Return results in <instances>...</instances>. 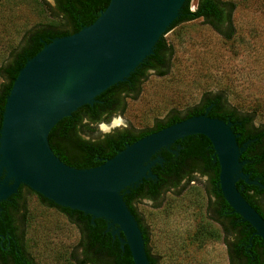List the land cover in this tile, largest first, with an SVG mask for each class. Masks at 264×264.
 <instances>
[{"label": "water", "instance_id": "water-1", "mask_svg": "<svg viewBox=\"0 0 264 264\" xmlns=\"http://www.w3.org/2000/svg\"><path fill=\"white\" fill-rule=\"evenodd\" d=\"M187 0H109L88 27L54 39L18 72L6 98L0 128V203L20 186L54 205L107 222L111 236H123L133 264H149L139 225L122 193L143 180H155L151 169L162 164L158 153L178 141L202 136L219 165V189L232 209L264 243V221L236 188L243 181L264 190L242 173L239 148L231 124L206 115L191 117L152 133L103 164L75 169L52 152L48 136L63 119L92 105L109 88L125 82L167 33ZM194 0H191V7ZM191 9V8H190Z\"/></svg>", "mask_w": 264, "mask_h": 264}, {"label": "trees", "instance_id": "trees-1", "mask_svg": "<svg viewBox=\"0 0 264 264\" xmlns=\"http://www.w3.org/2000/svg\"><path fill=\"white\" fill-rule=\"evenodd\" d=\"M52 1L53 15L59 23L38 26L27 31L22 37L21 46L13 50L8 61L0 67V128L6 98L25 63L50 41L73 35L90 26L109 4V0ZM194 7L195 10L191 12V0H187L179 18L167 33L180 24L202 20L222 39L230 40L234 33L232 15L235 7L232 3L222 0H196ZM164 36L156 44L153 54L139 65L125 82L109 88L96 97L91 106L79 108L51 130L48 142L52 152L69 167L91 169L113 158L124 150L126 145L191 117L206 115L208 118L230 123L232 132L237 136L239 148L249 142L240 156V162L244 164L242 173L249 175L250 180H257L264 187V124L255 126L253 114H244L232 107L228 101V91H208L199 103L188 109L184 115L177 110H171L163 119L156 120L151 129L123 130L110 134L105 139H94L87 133L91 127L97 126L98 122L108 123L116 115H122L125 100L138 97L140 86L150 72L158 77L168 75L173 51ZM158 156L162 159V164H156L151 169L156 179L143 180L137 187L129 189V193H122L123 201L139 225L149 264L157 262L150 254L148 235L135 204L143 199L157 203L164 195L183 190L196 180L197 174L208 179L204 189L208 200V213L211 197L220 205L217 216L222 219L221 234L228 247L229 264H264L263 241L254 235V230L247 223L233 213L220 192L219 165L213 158L214 152L209 141L202 136L188 137L176 142L170 151L162 150ZM236 188L264 221V190L248 186L241 180L237 182ZM30 193L36 195L46 208L55 209L64 215L77 229L78 242L69 255L72 264H133L127 246H124L123 250L120 248V239L123 240V236L120 234V237L113 238L111 230L107 231V222L102 219L92 220L81 212L60 208L24 186H20L16 195L0 203V264H36L24 245L27 216L25 197ZM226 219L231 220L229 229L225 226ZM17 222L20 227L16 226ZM202 237L201 233L196 236L198 241ZM231 248L234 249L233 253Z\"/></svg>", "mask_w": 264, "mask_h": 264}, {"label": "rangeland", "instance_id": "rangeland-1", "mask_svg": "<svg viewBox=\"0 0 264 264\" xmlns=\"http://www.w3.org/2000/svg\"><path fill=\"white\" fill-rule=\"evenodd\" d=\"M222 1L235 7L230 40L222 39L202 20L183 23L167 40L173 51L168 75L148 74L138 97L126 99L124 113L118 115L126 126L114 128L111 134L151 129L171 110L184 115L208 91L219 90L229 92L232 107L253 114L255 126L264 124V0ZM53 5L52 0L0 1V67L21 46L27 31L59 23ZM87 133L100 138L98 125ZM205 184L197 177L157 203L135 204L150 254L158 264H229L223 235L209 222ZM25 206L26 252L36 264H72L69 255L79 237L75 226L57 210L43 206L34 194L26 195ZM200 233L203 237L198 241Z\"/></svg>", "mask_w": 264, "mask_h": 264}, {"label": "flooded vegetation", "instance_id": "flooded-vegetation-1", "mask_svg": "<svg viewBox=\"0 0 264 264\" xmlns=\"http://www.w3.org/2000/svg\"><path fill=\"white\" fill-rule=\"evenodd\" d=\"M54 3V2H53ZM193 9L195 10V7H193ZM193 10V11H194ZM190 11H191V9H190ZM193 11H191V12H193ZM195 177L197 178H201L198 174L197 175H195ZM2 179H3V176L0 178V182H2ZM202 179H205V181L207 182L208 181V179H207V177H203ZM182 183H184V182H182ZM193 183V182H192ZM9 199V198H8ZM7 199V200H8ZM6 200V201H7ZM141 201H146V202H152V203H154L153 201H151V200H146V199H143V200H141ZM140 201V202H141ZM3 202H5V201H3ZM2 203V202H1ZM210 207V215L208 214V216H209V222H211V223H213V224H215L217 227H219V229L221 230V232H222V227H221V224H220V220L222 221V219H219L218 218V211H219V209H220V205L217 203V201L213 198V197H211V205L209 206ZM0 211H1V209H0ZM211 218V219H210ZM16 226L17 227H20V224H19V222H17L16 223ZM225 226H226V228L227 229H229L230 227H231V220H228V219H226L225 220ZM224 245H225V243H224ZM225 247H226V252H227V257H228V247L225 245ZM234 248V247H233ZM233 248H231V252L233 253V251H234V249ZM155 259V258H154ZM155 261L157 262V260L155 259ZM228 263H229V259H228ZM157 264H158V262H157Z\"/></svg>", "mask_w": 264, "mask_h": 264}, {"label": "clouds", "instance_id": "clouds-1", "mask_svg": "<svg viewBox=\"0 0 264 264\" xmlns=\"http://www.w3.org/2000/svg\"><path fill=\"white\" fill-rule=\"evenodd\" d=\"M126 126L124 120L120 116H115L111 124H106L104 122H98V128L100 133V139H105L108 135L111 134L112 130L116 127Z\"/></svg>", "mask_w": 264, "mask_h": 264}, {"label": "built area", "instance_id": "built-area-1", "mask_svg": "<svg viewBox=\"0 0 264 264\" xmlns=\"http://www.w3.org/2000/svg\"><path fill=\"white\" fill-rule=\"evenodd\" d=\"M194 9L192 8L191 11H193Z\"/></svg>", "mask_w": 264, "mask_h": 264}]
</instances>
